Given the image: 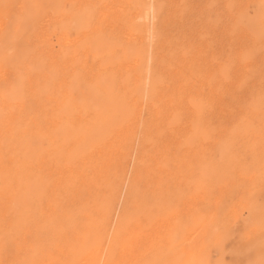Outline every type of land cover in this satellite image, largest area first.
Returning <instances> with one entry per match:
<instances>
[{"label": "bare ground", "instance_id": "1", "mask_svg": "<svg viewBox=\"0 0 264 264\" xmlns=\"http://www.w3.org/2000/svg\"><path fill=\"white\" fill-rule=\"evenodd\" d=\"M25 1L20 0L19 3H24ZM30 1H26V5L20 4L23 10L20 9L19 12L15 9L8 12L7 7L3 5L4 9H6L4 11L7 12L4 17L0 18V60L17 53H25L30 36H26V28L16 26L19 17L23 15L22 18L27 19L31 23L43 11L40 9L42 0ZM69 1L71 2L72 0ZM138 1L142 2L141 5L145 3V6L140 5V8H138L139 4H135L137 5L136 7L139 10L143 7L146 11L144 10L145 22L142 21L143 24L140 23L141 29L140 26L138 28L140 29L142 41L141 47L139 48L138 46V49L141 50V55L137 59L141 61L139 64H142V66L140 65L142 67L140 77L142 75L143 83L141 82L142 86L141 84L139 85L142 87V101L137 108L135 104L132 106L128 96L129 102L127 99L126 101L122 99L123 96L118 93L119 90H115V82H111L112 84L107 89L101 83L104 78L101 80L98 78L99 83L93 84L94 87L90 88L89 97L86 96L87 99L89 98L87 104H80V102L68 104L65 100L67 105L63 106L61 110L59 109L57 113L46 111L49 106L46 110L43 107L35 111L32 105L43 106L41 102L43 97L39 98V96L43 95L44 92L41 91L42 93L37 96L38 89L37 93L36 90H33V93L29 96L30 98L27 99L26 94H23V92H16V89L20 88L19 84H15L19 85L15 88L9 76L6 78L5 75L0 74V264H161L162 259L166 258L168 253H166V250V252L162 251L164 249H160V247H155V243L161 241L164 236L161 235L160 229L157 232H152L155 231L153 224L158 225L162 221L163 214H166L165 212L170 209L171 204H175V200L181 208L174 215V217H179L177 221L185 217L186 221L195 223L193 210H196L199 205L203 206L210 198L207 199L209 191L207 190V182L204 181V178L208 181L206 176L209 175L210 171L207 169L211 168V165L208 164L210 167L206 165V161L210 157H208V154L216 149L211 150L210 148L215 146V144L218 145L219 141L217 140H220L219 138L224 135L226 136V133L231 130V124L234 123L233 118H235L233 116L234 111L233 115H230L232 111L228 112L227 98L233 97L235 99L241 86L244 84L246 86L250 82H254V86L258 84L261 76L264 75V12L262 14L264 10L262 9L260 14L254 16L259 29L252 37H249L252 38L251 44L242 48L230 46V56L225 57L223 52L227 48V44L214 29H210V26H208V22L210 24L212 19L207 23L196 18L195 20L197 21L193 20L191 18L193 15L190 12L192 6L189 7L191 3L188 5V2L184 1L181 4H176V1L169 0L166 3L162 1L164 3L155 4L160 0H153L152 4L151 0ZM4 2L0 3L5 4ZM227 2L223 4L226 5L228 10L232 9L233 5ZM28 3L33 5H28ZM43 3L47 2L43 1ZM211 4H214L215 7L216 5L218 6L216 2ZM234 5L236 6V4ZM180 6L186 7L181 9ZM209 6L210 8H208ZM235 6L234 8H236ZM152 7L153 12L151 11ZM212 7L215 8L210 4L207 6L208 10ZM249 9L251 8L249 7ZM254 10L257 9L254 8ZM232 13L230 14L229 12L230 15ZM43 14L46 16L47 13ZM262 17L263 19H261ZM151 18L154 20L153 23ZM240 19L244 18L241 17ZM216 21L220 22L218 18ZM134 22L136 23V21ZM239 22L242 21L240 20ZM86 23V21H83L81 28ZM140 24L138 23V25ZM203 24L207 26L205 30L203 29ZM217 24L216 26L219 28L218 25L220 23ZM29 26L27 25V27ZM136 26L137 24L133 27L135 28ZM128 27H130V24ZM233 29L236 30L237 28ZM245 29L243 27L244 31ZM42 33L44 34V32ZM35 43L33 41L34 46L36 45ZM45 43L47 44V41ZM87 43L89 44V42ZM40 44L38 45L40 46ZM96 48V62L100 61L99 64H104V67H106L105 59L110 57V55L107 56L110 52L104 51L107 50L104 46V41L97 39ZM118 49L120 48L116 47L117 51H121V49ZM116 52L114 51L118 55L119 53ZM27 55L29 56V54ZM129 58L132 60L131 56ZM114 59L117 58L115 57ZM130 59L127 63H129ZM134 61L132 63H135ZM108 64L111 65V63ZM130 64L128 65L130 66ZM11 65L10 67H13V64ZM48 65L50 66V64ZM118 65L120 66L121 64ZM136 65L137 63H135ZM5 66L7 67V65ZM92 66L95 67L96 65ZM6 67L5 69H8ZM92 70L94 71V69ZM107 70L109 71V69ZM32 71L29 70L27 75L31 76ZM17 77L19 76L17 75ZM108 77L110 76L108 75ZM24 79H20L22 83H24ZM129 81L131 80L129 79ZM78 83L80 84V82ZM84 84L86 83L84 82ZM131 91L132 94L135 93L133 90ZM120 92L122 91L120 90ZM260 96L262 97L261 94ZM48 101L53 102L57 107L59 106L58 108L62 107L61 104L58 105L56 97L49 98ZM253 105L251 104V106ZM240 107L245 108L246 106ZM259 107L261 108V106ZM262 111L264 113V110ZM248 113L246 112V115ZM263 118L261 120L256 118L255 120L260 123L264 121ZM242 120L241 122L246 124L243 126L246 127L247 124L252 123L250 121L244 123ZM227 126L230 127L228 128ZM258 126H254L255 129ZM254 131H251L252 135ZM230 132L232 133V130ZM234 134L236 137V132ZM240 135L244 136V133H240ZM227 140L229 141V139ZM245 142L244 144L246 145L247 143ZM220 143L221 145H219L224 150L229 151L228 146H223L222 142ZM228 144L232 143L229 142ZM261 144L263 146L264 143ZM240 145L242 146L243 144ZM250 147L252 148L253 146ZM253 148L252 150H254ZM232 151L230 152L234 153V150ZM222 155L224 154L222 153ZM226 155L228 153L225 154V157ZM241 156L243 158V154ZM258 157L257 161L261 162L262 160L260 161ZM230 158H227V161L234 159L231 155ZM237 160L235 159V161ZM218 161L220 162V160ZM227 161L226 164L229 165ZM207 162L209 163V161ZM263 163L262 161V165ZM237 164L233 165L239 166ZM229 166L232 168V164ZM229 169L227 171L231 170ZM258 169L260 170V168ZM219 170L221 173L222 170L220 168ZM219 170H216L218 171L217 173H219ZM225 170L223 169L224 172H226ZM212 171L211 173L214 172ZM233 172L235 173L234 170ZM216 174L214 175L213 173L214 176L220 175ZM229 174L231 173L228 172L222 176H229ZM208 177L211 178V176ZM221 178L220 180H222ZM243 178H246V176H243ZM226 179L231 180L232 178L227 177ZM211 180H213V177ZM212 182L217 183L218 180ZM237 189L239 192L243 190H239L240 187ZM245 190L250 191L249 189ZM225 195L224 200L226 199L225 197H230ZM213 198H216L215 195ZM235 198L232 199L234 200ZM260 198L262 199L261 196ZM262 203L264 202L262 201ZM219 205L221 207L220 203ZM225 206L227 207V205ZM205 207L207 206L205 205ZM231 207L233 208V206ZM212 209L210 210L213 211L214 209ZM217 211H220V209ZM234 211L230 213L232 214ZM230 213L228 211V214ZM219 215L222 216L221 214ZM215 216L214 218H216ZM166 217H170L169 220L174 218L173 215L169 216V213L166 214ZM206 217L202 215L197 218V223L200 222L199 226L201 228H199L201 230L204 229L203 225ZM236 217L239 218V215ZM250 220L254 222L252 219ZM247 225L253 224L249 221ZM169 226L172 227V224H169ZM187 226L189 225L187 224ZM193 226L192 228H194ZM207 227L209 226L207 225ZM178 229L180 230L178 232L181 233L182 229ZM215 229L217 230L218 228L215 227ZM185 231L189 233L192 230ZM192 232L196 234L194 231ZM192 232L189 235L186 233L188 236L186 235L183 240L189 246H187L189 249L186 248L188 252L183 254L184 249L182 252H178V257L176 259L173 258V264L200 262L204 251L201 249V243L206 238V231H200L193 238L191 236ZM214 232L216 233L217 231ZM215 233L211 236L214 237L216 235L215 237L218 236L219 239L221 234L217 235ZM170 237H172L171 234ZM215 237L213 239L216 240ZM178 238L180 239L181 237L179 236ZM177 239L175 240L176 243ZM210 240L212 241V238ZM262 240L264 242V238ZM168 241L170 242L171 240L168 239ZM212 243H210V246H212ZM261 243L262 241L258 242L256 246L262 245L261 247H264V243ZM174 244H170V246L172 245L174 248ZM220 244L222 246V243ZM206 245L208 246L209 243ZM258 247L256 248L258 249ZM219 248L221 247L219 246ZM223 249H225L224 245ZM223 249H220V251L218 249L217 251L222 252ZM250 249L249 251H251ZM176 252L172 253L174 257ZM219 252L216 253L220 255ZM260 256L263 257V255ZM185 259L188 260L185 262ZM256 259L253 260L255 261ZM251 263L252 261H250ZM256 263H258V260Z\"/></svg>", "mask_w": 264, "mask_h": 264}, {"label": "rangeland", "instance_id": "2", "mask_svg": "<svg viewBox=\"0 0 264 264\" xmlns=\"http://www.w3.org/2000/svg\"><path fill=\"white\" fill-rule=\"evenodd\" d=\"M4 1L5 0H1L0 2H4ZM19 1L20 0H6L4 2L5 4L0 3V6H1L0 7V18L4 17L6 12L7 11L9 12L12 9H15L16 11L18 10V12L20 11V9L23 10V8L20 6V4L26 5V3H27L26 1L31 2L30 0H26L24 3L23 2L19 3ZM43 1L44 2L46 1L47 3H43ZM49 1H50V4H49ZM162 1H164L165 3L169 2V0H160V1H157V3H155V4L164 3ZM173 1H176L177 2L176 4H181L184 1H187L188 5H189V3H191V5L189 7L192 6L190 9V12L193 15L191 17L193 20H195V18L200 19L204 23H207L211 19L213 20V21L212 20L210 21V24L208 22V26H210V29H214L215 32L219 34V37H221V39L226 42L227 48L223 52L225 57L230 56V51H231V49H229L230 46L242 48V47H245V46L251 44L252 38H249V37H252L257 32V30L259 29L256 21L254 20V16L260 14L262 9L264 10V0L263 1L262 0H250V1H248V0H234V1L223 0L225 2L228 1L227 2L228 4L233 5V8L229 9L230 11L228 10V8H226V5L223 4L225 2H223L222 0H191V1L190 0H182V1L181 0H173ZM210 1H212L213 3L216 2L218 4V6L216 5V7H215V5L211 4L212 2H210ZM230 1H232V2H230ZM7 2H9V3H7ZM257 2H260V3H257ZM151 3L153 4V0H151ZM254 3H255V5H254ZM31 4L28 3V5H31ZM41 4H42V7L40 9L43 11H41V14L38 15L37 19H35V20L31 21V23H29L27 21V19L22 18L23 15H21L22 17H19V20H18L17 25H16L17 27H20V28H26V31H27L26 36L27 35L30 36V39H29V37H27L29 39V41H27L28 46H26L25 53H23V52L17 53L15 55H10V56L6 57V59L0 60V62H1L0 63V74L5 75L6 78L9 76V78L12 80L11 82L14 84L15 88H17L16 86L20 85L19 87L21 89L17 88L19 91L16 89V92H18V93L23 92V94H26L27 99L30 98L29 96L31 93H33V90H36V93H37V89H38L37 96H39L40 93L44 92L43 95L41 94V96H39V98L43 97V99L41 98V102H42L43 106H38V105L33 104L32 107L36 111V110H39V108H43V107L46 110V108H48V106H49V108H48L49 110L47 109L46 111L57 113V112H59V109L61 110L63 108V106L67 105V103L68 104H74V103L80 102V104H87L89 102L88 101L89 98L87 99L86 96L89 97L90 88L94 87L93 84L95 85L97 82L99 83L98 78H100V80L104 78L101 81V83L104 85L105 88L108 89L109 85L112 84L113 82H115V84H116L115 90H119L118 93L121 96H123L122 99L124 101H126V99H127L128 102L130 99V103L132 104V106H134V104H135V107L137 108L138 105H140V103L142 101L141 100V98H142V87H141L142 84H141V82H142L143 78H142V75L140 77V73L142 74V67H141L142 64H139V63H141V61L139 59H137V58H140L139 55H141V50L138 49V46H139V48L141 47V41H142L141 40V33H140L141 24H143V22H145L144 21V15H145L144 10L145 9H143V7H141L140 10L138 9V8H140V5L142 4V2L138 1V0H72L71 2L69 0H59V1L58 0H55V1H53V0H42ZM44 4H45V6H44ZM135 4H137V5L139 4L138 5L139 7L137 8L136 7L137 5H135ZM209 4L214 6L215 8L212 7L213 9L211 8L210 10H208V8H210V6L207 8V6ZM234 4H236V6ZM3 5L7 7L6 12L4 11L6 9H4ZM131 6H134V7H131ZM141 6H145V3ZM234 6L236 8H234ZM135 7L137 8V10ZM180 7H181V9L182 8L184 9L186 6H180ZM249 7L251 9H249ZM31 8H33V7H31ZM254 8L257 9L258 11L254 10ZM68 9H70V10H68ZM233 9H234V12H233ZM69 11H71V12H69ZM151 11L153 12V7H152ZM254 11H255V13H254ZM141 12H142V14H141ZM229 12H230V14L232 13V15H230ZM263 12L264 11H262V14H263ZM43 13H45V14L47 13L46 16ZM80 14H82L81 15L82 18H81V16H79ZM112 14H113V16H112ZM210 14H212V15H210ZM66 15H69V16H66ZM216 16H217L218 20H220V22L216 21L217 20ZM241 17L244 19H246V18L247 19L246 20L240 19ZM130 18H132V19L130 20ZM214 19H216V20H214ZM261 19H263V17ZM43 20H44V22H43ZM240 20L243 23L239 22ZM83 21L87 22L85 24L86 27L84 26L81 28V24H83ZM134 21H136V23ZM151 21L153 23L154 20L151 18ZM195 21H197V20H195ZM222 21H224V22L221 24ZM138 23L139 24L141 23V24L138 25ZM214 23H216V24L220 23L219 25L217 24L219 26V28ZM239 23H240V26H239ZM24 24H25V26H24ZM129 24H130V27H128ZM136 24H137V26L135 27L136 28L135 29L133 26ZM27 25L28 26L30 25V26L27 27ZM131 25H133V26H131ZM139 26H140V29H138ZM243 27H244V29L246 28L245 31L243 30ZM205 28H207V26H204V24H203V29L205 30ZM233 28H237V29L235 30ZM252 28H254V29H252ZM33 29H35L36 31ZM100 29H101V31H100ZM231 31H233V32H231ZM42 32H44V34ZM32 34H34L33 37H32ZM111 37H112V39H111ZM97 39L104 41V46L107 48V50H104V51L110 52V54L107 55V56L110 55V57H107L105 59V64L107 65L106 67H104L105 66L104 64L100 63L102 65L100 68L99 67L100 61L96 62L97 61V57H96V55H97L96 54L97 53V48H96ZM33 41L36 42L35 43L36 47L34 46ZM46 41H47V44L45 43ZM136 41H138L137 42L138 44L136 43ZM87 42H89V44ZM38 44H40L41 47ZM116 47L120 48L121 51H117ZM89 48H91V49L89 50ZM120 49H118V50H120ZM122 49H124V50H122ZM114 51L115 52L117 51L116 53H119V54L116 55L114 53ZM134 53H136V54H134ZM23 54H24V56H22ZM27 54H29V56ZM132 54H134V55H132ZM14 56L15 57L17 56V57L15 58ZM34 56L36 57V59H34L35 58ZM130 56H131L132 60L133 61L135 60L134 62L137 63L136 66H135V63H132L133 61L129 58ZM27 57H28V59H27ZM115 57L117 59H114ZM22 58L27 59V60H23ZM128 58L131 61V62L129 61V63H127V61L129 60ZM134 58H136V59H134ZM17 60H19V61H17ZM58 61H59V64H58ZM122 62H124L125 64ZM108 63H111V65H109ZM4 64L7 65V67ZM11 64H13V67H10V66H12ZM25 64H27V65H25ZM48 64H50V66ZM118 64H121V65L119 66ZM128 64H130V66ZM92 65H96V66L94 67ZM27 66H28V68H27ZM138 66H140L141 68ZM5 67L8 69H5ZM19 67H21V68H19ZM137 67H138V69H137ZM91 68L94 69V71ZM113 68H115V70H113ZM3 69H5V70H3ZM17 69H19V70H17ZM82 69H84V70H82ZM107 69H109V71ZM122 69H124V70L121 71ZM27 70L28 71L33 70L31 73V76L27 75V72H28ZM95 70L97 71V73H95L96 72ZM99 70H101V71H99ZM111 70H113V71H111ZM92 71H93V73H92ZM136 71H139V72H136ZM43 72H44V74H43ZM82 72H83V74H85L84 76H83V74H81ZM100 72H101V75H100ZM104 72H105V74L103 75ZM115 72H117V73H115ZM98 73H99V75H98ZM137 73H139V74H137ZM42 74H43V76H42ZM128 74H130V75H128ZM17 75L19 77H17ZM74 75H77V76H74ZM108 75L111 78L108 77ZM22 76L24 78H26L27 80L24 79ZM128 76H129V78H128ZM19 78L24 79L23 80L24 83H22V80H20ZM80 78H82V79H80ZM129 79L131 81H129ZM263 80H264V75L261 76V79L258 81V84L254 85V86H253L254 82L247 83L248 86H247V84H246V86L244 84L243 85L244 87L241 86L240 89H238L239 94H237V97L235 99H233V97L227 98L226 102L228 104V107H227L228 112L232 111L230 113V115L234 114L233 116L235 117V118H233L234 123L231 124L232 133L230 132L231 131L230 130L228 133H226L227 134L226 136L224 135L222 138H219L220 140H217V141H219L218 145L215 144V146H212L210 148L211 150H214L216 148L214 151H210L211 154L210 153L208 154V157L210 156L207 160V161H209V163L206 161V165H208V164L211 165V168H209L210 166L208 165L209 169H207V170H209L210 173H209V175L206 176L209 183L206 180V178H204V181L207 182L206 184L209 188V189L207 188V190L209 191V194L207 193L208 194L207 199L209 197L210 198L207 200L206 203L203 204V206L199 205L196 210H193L192 213L194 214V220H195L194 222L195 223L186 221L185 217H184V219L182 218V220H180L181 222L177 221L179 219V217L178 216L174 217V215L181 208H180V206H178V204H177L178 202L175 200V204L174 203L171 204L170 209L167 212H165L166 214L169 213V216L173 215L174 218H171L169 220L170 217H166V214H163L164 216H162V221L158 225L153 224L154 227L153 226L152 227L154 228L155 231H152V232H157V230L160 229L161 235L164 236V238L161 241H157L155 243V247H158V248L160 247V249H164L162 251H164V252L167 251L166 253H168V256L166 258L162 259L163 262L166 261L168 263V261H170L168 264H170V263L173 264L174 263L173 258L176 259V257H178L177 256L178 252H182L183 249H184V251L182 252L183 254H186L188 252V250H186V248H188L189 246L187 245V243H184V241H183L186 238L187 234L189 235L190 232L194 231L196 234H193V232H192L191 236L193 238V237H196L197 233H199L200 231H202V232L206 231L205 232L206 238H204L202 240V243H201L202 247L204 248L203 249L201 247L202 251L204 250L202 252L203 257L201 256L200 262L196 261L193 264H223V263L224 264H250V261H252V263L255 264L257 260H258V263H256V264H264V262H263L264 261V247H261L262 246L261 244L264 243L262 240L264 238V229H263L264 228V214H263L264 213V209H263L264 206H262L264 204V203H262V201L264 202V194H263L264 193V178H261V177H264V175H263L264 174V163L262 165V161L264 162V156H262V155H264V144H263V146L261 144V143H264V138H263L264 137V121H261L260 123H259V121H257V120H261V118L264 117V113L262 111V110H264V108H263L264 107V104H263L264 103V100H263L264 99V86H263L264 81ZM82 81H84L86 84H84V82L82 84ZM78 82H80V84ZM138 82H140V83H138ZM260 82L263 84H261ZM15 84H19V85H15ZM45 84H46V86H45ZM89 84H91L92 86ZM140 84H141V86H139ZM135 86H136V88H134ZM40 87H42V88H40ZM22 89H24V90H22ZM254 89H255V92H254ZM120 90L122 92H120ZM131 90H133V92H135V93L132 94ZM251 90H252V92H251ZM68 91H69V93H67ZM240 91H241V93H240ZM45 92H47V93H45ZM125 92H127L126 97H125ZM247 92H248V94H247ZM260 94L262 95L263 99L260 96ZM258 95H259V97H258ZM127 96L129 99L127 98ZM251 96H253V97H251ZM52 97H56L58 99V105L61 104L62 107L58 108L59 106L57 107V105L54 104L53 102H49L48 99L52 98ZM256 97H258V98H256ZM259 98H261V99H259ZM65 100L67 101V103ZM85 101H86V103H85ZM70 102H72V103H70ZM250 103L254 104V105L251 106ZM246 104L249 106H247ZM240 106H246L247 108L246 107L245 108L240 107ZM258 106H261V108L260 107L258 108ZM241 108H242V110H241ZM244 110H245V112H244ZM255 110H256V112H255ZM233 111H234V113H233ZM228 112H227V115H228ZM246 112L247 113L249 112L248 115H246ZM250 113L253 116H251ZM253 113L254 114L256 113V114L254 115ZM255 116H256V118H258L257 120H255L256 119ZM241 117L243 120L240 119ZM241 120L244 121V123H247L249 121L252 123L247 124V127H246V126H243L246 124H243V122H241ZM254 123H255V125H254ZM258 124H259V126H258ZM240 125H241V127H240ZM256 125L258 127L255 129L254 126H256ZM232 127H234L235 129ZM252 127H254V128H252ZM239 129L240 130L243 129L244 131L243 130L240 131ZM245 130H247L248 132ZM253 130H255L257 132L254 131V133L252 135L251 133L253 132ZM235 132H236L237 138L235 137V134H234ZM229 133H230V135H228ZM237 133H238V135H237ZM240 133L241 134L244 133V136L243 135L241 136ZM248 133H249V135H248ZM226 137H228V138H226ZM227 139H229V141ZM223 140L224 141L226 140V141L224 142ZM235 140L238 144H234V143H236ZM237 140L238 141L240 140V141L238 142ZM244 141H246L245 142V143H247L246 145L244 144ZM220 142H222L223 146H228L229 151L224 150V148L222 146H220L221 145ZM229 142L232 144H228ZM240 144H243V145L241 146ZM250 146H253L254 148L253 147L252 148L254 150H252V148ZM256 146H258V147L256 148ZM217 148H220V149H217ZM244 148H246V149H244ZM247 149H248V151H247ZM219 150H221L222 152ZM232 150H234V153H232L233 152ZM230 151H232V152H230ZM220 152H221V154H220ZM222 153L224 155H222ZM226 153H228V155H226V157H225ZM235 153H236V155L238 153V155L236 156ZM214 154H216V155H214ZM229 154L231 155L232 158H234V159H232L233 162H232V160L227 161L230 158ZM240 154L241 155L243 154V158ZM250 154H252V155L250 156ZM227 156H229V157H227ZM234 156H236V157H234ZM257 157H258V159H260V161L261 160L262 161L261 162L257 161ZM235 159H238L239 162H238V160L235 161ZM253 159H254L255 163H254ZM218 160H220V162ZM241 160H242V163H241ZM226 161H227V163L229 162V165L232 164V168L233 167L234 168L232 169L231 166L226 164ZM256 161L261 163V165H259V163H257ZM235 162H237L239 164H237ZM221 163H223V164H221ZM244 163H245V165H243ZM233 164L234 165L237 164L239 166H234ZM217 165L222 170L221 173H220V170H219ZM223 165L228 167V168H226V167L224 168ZM214 166H215V168H214ZM258 168H260V170ZM215 169L219 170V173H217L218 171H216ZM223 169L224 170L226 169L225 170L226 172H224ZM228 169L230 171H227ZM233 170L235 171V173L233 172ZM211 171L214 173V175L217 173V174H220L221 176L219 175L220 176L219 177L217 174H216L217 176H214L213 173H211ZM228 172H230L232 175L229 174V176H227L228 175L227 174L226 176L229 178H232L231 180L226 179L227 178L226 176L225 177L222 176ZM242 172H243V175L241 176ZM260 173H262V175H260ZM207 174H208V171H207ZM208 176H211V178L213 177V180L210 181L211 178ZM243 176L244 177L246 176V178H248V177H250V178L246 179V178H243ZM216 177H218V178H216ZM221 177H223V178H221ZM220 178L222 180H220ZM224 178H225V180H224ZM215 180L216 181L218 180V182L213 183L212 181H215ZM222 181H223V183H222ZM252 181H253L254 185L252 184ZM240 182H241V184H240ZM226 185H228V186H226ZM242 185H243V187H242ZM236 187L237 188L240 187L239 190H241V189H243V190H241V192H239ZM245 189H249L250 191L245 190ZM211 193H213V194H211ZM222 193L224 195L226 194L225 196L229 195L230 197L227 196V197H225L226 199L224 200V195ZM238 193H240V194H238ZM251 193H252V195H251ZM261 193H262V195H261ZM212 195H213V197L215 195L216 198L211 197ZM235 195H238V196H235ZM260 196L262 197V199L260 198ZM241 197H243V198L241 199ZM211 198L213 201L211 200ZM232 198H235V199L233 200ZM208 201H209V203H208ZM255 201H259V202L256 203ZM210 203L213 205H211ZM219 203L221 204V207H223V208L220 207ZM208 204H210V205H208ZM256 204H258V205H256ZM205 205L207 207H205ZM225 205H227V207ZM231 206H233V208ZM200 207H202V208H200ZM208 207H210V208H208ZM225 208H227V209H225ZM210 209H212L213 211H211ZM219 209H220V211H217ZM230 209H231V211H234V209H235V211L232 212V214H231ZM224 210H226V211H224ZM195 211H198V212L200 211V212L195 213ZM228 211L230 214H228ZM192 213H191V215H192ZM210 213H212V214H210ZM219 214H221L222 216H220ZM202 215H204L205 217L207 216V217H206V221L204 222L205 224L203 223L204 229L201 230L200 229L201 227L199 226L200 222L198 221L199 223H197V220H198L197 218H199ZM215 215H217V216H215ZM233 215L235 216V218ZM238 215H239V218L236 217ZM214 216L216 218H214ZM218 216H219V218H218ZM210 217H211V219H210ZM254 218L257 219V222H256V219H254ZM163 219H165V220H163ZM250 219H252V221H254V222H251ZM166 220H167V222H166ZM173 220H174V222H173ZM209 220H211V221H209ZM215 221H216V224H215ZM249 221L253 225H247V224H249ZM175 222H176V224H175ZM190 223H191V226H190ZM232 223H233V225H232ZM169 224L170 225L172 224V227L174 226L173 229H171L172 227L169 226ZM184 224H185V226H184ZM187 224L189 226H187ZM258 224H260V225L254 226V225H258ZM163 225H165V226H163ZM166 225H168V226H166ZM192 225H194L193 226L194 228H192ZM207 225L209 227H207ZM244 225H246V226H244ZM152 227H151V229H152ZM215 227H217L219 230L218 229L216 230ZM243 227H245V228H243ZM147 228H149V227L147 226ZM178 228L182 229L181 233L178 232V231H180ZM184 229L185 230H192V231H189V233H187ZM195 229L196 230L199 229V230L196 231ZM228 229H230V230H228ZM241 229H243V230H241ZM175 230H177V231H175ZM214 231H217L216 232L217 235L221 234L222 236L219 235L220 237L218 239V236L215 237L216 236L215 235L214 237L216 238V240L213 239L214 237H212V236L215 233ZM219 231L220 232L222 231V233H220ZM235 232H236V234H235ZM177 233L178 234L183 233L185 235H179L181 238L177 239V237H179ZM170 234L172 237H170ZM224 236H226V237H224ZM259 236H261V237H259ZM174 237H176V238L174 239ZM232 237H233V239H232ZM257 237L259 238L258 240H257ZM170 238H172V239H170ZM211 238H212V241L211 240L209 241V239H211ZM168 239L171 241L169 242ZM176 239H177V243L175 241ZM261 241H262V243L260 244L261 246H259V247L256 246V245H258L257 243L261 242ZM211 242H213L211 244L212 246H210ZM174 243H176V244H174ZM207 243H209L208 246L206 245ZM220 243H222V246ZM170 244H172V245L174 244V248L176 249L177 252L175 251V249L173 248L172 245H171L172 247L170 246ZM203 244L206 246H204ZM223 245H224L225 249H223ZM179 246H180V248H179ZM219 246L221 248H219ZM254 246L258 247V249L256 247H255V249H253ZM263 246H264V244H263ZM168 248H171V249H168ZM209 248H211V249L209 250ZM179 249H180V251H179ZM218 249H219V251H220V249H223V251L219 252V251H217ZM249 249L251 251H249ZM208 251H210V252H208ZM174 252H176L175 257H174V255H172V253H174ZM216 252H219L220 255ZM212 254H213V256H212ZM260 255H263V257H261ZM258 257L261 260H259ZM202 258H204V259H202ZM253 259H256V260L254 261ZM187 260L188 259H185V262ZM162 261H161V264H167V263H163Z\"/></svg>", "mask_w": 264, "mask_h": 264}]
</instances>
